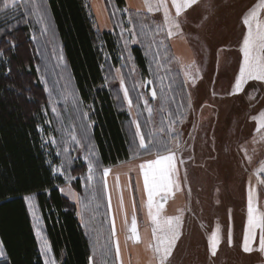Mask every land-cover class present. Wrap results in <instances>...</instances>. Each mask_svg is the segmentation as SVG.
Segmentation results:
<instances>
[{"label": "rangeland", "instance_id": "1", "mask_svg": "<svg viewBox=\"0 0 264 264\" xmlns=\"http://www.w3.org/2000/svg\"><path fill=\"white\" fill-rule=\"evenodd\" d=\"M90 1L99 28L115 32L123 49V64L118 68L109 66L107 76L118 104L130 112L127 131L133 158L109 167L101 164L91 138V124L65 60L47 0H16L15 5L8 7L0 0V36H8L9 43L16 47L14 31L20 26L29 27L35 56L39 59H35L36 69L48 95L57 130L56 145L62 157L60 171L69 180L61 189L62 193L77 205L79 218L88 231L103 232L106 241L116 240L117 236L109 233L114 220L115 232L119 228L125 233L124 241L135 242L126 234L133 216L139 240L151 241L150 228L154 225L148 215L140 165L155 159L156 151L148 154L138 148L139 125L146 141L161 140L168 144L176 155L180 175V190H174L164 209L168 210L169 206L174 217H182L184 232L178 240H181L180 245L173 249L164 264L262 263L264 253L257 250L258 229L250 245L253 251L245 253L236 245L241 241L243 244L247 225L248 171L244 165L235 164L237 155L231 156L230 152L234 149L231 127H238V134L248 129L255 132L257 123L253 117L264 111V83L249 81L243 92L231 94L242 61L240 47L246 32L242 17L258 0H198L179 17L175 16L171 0H167L170 14L180 24V30L173 29L175 34L171 37L167 35L163 11L148 12L145 0L138 5L127 0V11H119L114 0ZM133 45L144 49L150 70L147 77L134 61ZM2 57L3 52H0V59ZM193 62L195 66L189 67ZM192 79H195L194 85ZM176 140H179L178 148ZM79 165L85 166L80 169L83 172L74 174ZM105 169L110 170L106 177ZM260 169L257 166L255 172L258 174ZM262 175L260 178H264V172ZM76 180L81 181L84 195L75 189L73 181ZM31 198L28 204L44 261L59 264L44 235L36 199ZM90 209L101 210V217L90 220L87 214ZM259 209L264 211V203ZM120 214L124 219L127 216V222H119ZM217 226L221 230V243L213 256L209 237ZM229 230L231 246L227 242ZM97 252L92 264H102ZM134 253L125 250L126 264H160V255L154 249L134 250ZM121 257L117 260L107 252L104 264H122Z\"/></svg>", "mask_w": 264, "mask_h": 264}, {"label": "trees", "instance_id": "2", "mask_svg": "<svg viewBox=\"0 0 264 264\" xmlns=\"http://www.w3.org/2000/svg\"><path fill=\"white\" fill-rule=\"evenodd\" d=\"M114 2L119 11L127 6V0ZM47 5L101 164L109 167L130 161V112L118 104L107 76L109 66L123 64L120 40L115 32L99 28L90 0H47ZM13 34L16 47L8 36H0V241L5 252L0 264H46L25 199L31 196L59 264H92L96 250L97 259L104 264L107 252L116 257L114 240L103 239V232L88 231L77 205L61 191L69 180L60 171L57 130L36 69L39 59L28 26L18 27ZM131 53L141 74L149 76L143 47L133 45ZM81 168L85 166L79 165L74 174L83 172ZM73 184L78 193L85 194L80 180ZM100 213L97 209L87 214L95 221ZM109 229L112 234L111 226Z\"/></svg>", "mask_w": 264, "mask_h": 264}, {"label": "snow or ice", "instance_id": "3", "mask_svg": "<svg viewBox=\"0 0 264 264\" xmlns=\"http://www.w3.org/2000/svg\"><path fill=\"white\" fill-rule=\"evenodd\" d=\"M172 6L175 9V16L179 17L184 11L191 6L195 5L198 0H171ZM16 0H3L4 7H8L10 4L15 5ZM145 5L148 12L163 11L164 24L167 27V35L171 37L176 31L180 30V24L176 18L170 14L167 0H145ZM127 11V9H125ZM261 12H264V0H258V3L251 8L248 13L242 17V24L246 28V32L243 36L240 52L242 53V61L239 65L238 75L235 77L233 91L231 94H239L244 91L245 85L249 81H259L264 83V18H261ZM163 30V29H161ZM62 59V57H61ZM195 63L189 67H194ZM185 75H189L186 71ZM148 83H151L149 81ZM193 85L195 79H192ZM153 98L156 97L155 90L152 91ZM125 98H127V90H125ZM251 98V97H250ZM131 104V100H129ZM147 105V101H145ZM151 112V109H149ZM257 123L255 129L256 133H260L264 130V111H261L257 116L253 117ZM171 126V122H170ZM163 131V129H161ZM137 135L139 136L138 148L145 153L151 154L153 150L156 151V158L149 160L140 165L141 173L143 176L144 189L147 193V209L149 218L154 225L152 228V236L154 241V250L160 255V264H164L173 249L176 246L177 241L181 236L182 217H165L162 215L164 210V203L173 194L174 190H180V175L177 169L176 155L170 149L166 142L156 140L153 142L151 139L146 141L145 136L139 131V125H137ZM151 135V134H149ZM264 140V136L260 137ZM75 140V136L72 137ZM255 142V140H254ZM176 147H179V140H176ZM250 159V157H249ZM184 163L183 160L180 161ZM91 164L89 165V171L91 172ZM109 169L104 170V176L109 174ZM260 172H264V165L261 166ZM186 179V174L185 177ZM91 179V176H89ZM157 197L159 199H157ZM29 203L31 197H25ZM259 230V244L258 249L261 253H264V211H261L257 204L254 203L253 190L250 189L248 193L247 203V225L244 233L242 250L245 253L253 251L250 246L255 241V231ZM131 236L135 242H139V235L137 233L136 217H132ZM113 237L116 235L115 226L113 220ZM227 242L229 246L232 245L231 231L228 232ZM221 243V230L217 226L209 237V249L213 256L216 255L218 247ZM116 257L120 258L119 243L115 242ZM3 242L0 241V257L5 255ZM50 251V249H48Z\"/></svg>", "mask_w": 264, "mask_h": 264}, {"label": "crops", "instance_id": "4", "mask_svg": "<svg viewBox=\"0 0 264 264\" xmlns=\"http://www.w3.org/2000/svg\"><path fill=\"white\" fill-rule=\"evenodd\" d=\"M132 1H133V5H138L137 3L141 4L143 2V0H132ZM251 98H253V97H251ZM236 119L237 118H234L235 122H237ZM237 130H238V127L236 129L234 127H231V131H232L231 133H234L233 135H231L233 138V141H234L231 144V145H234L233 146L234 149H232L230 151V152H232L231 156L237 155V158H236L237 160H234L235 164L239 163L242 166L244 165L245 170L248 171V173H247V175H248L247 193H246L247 201H248L249 190L252 189L253 195H254V203L257 204L258 207L259 206L261 207V204L264 203V202H261V199H262L261 197L264 198V178H260V176L255 171H256L257 166H258V168H261V166L264 165V140H262L260 138L261 136H264V130H261L260 133H256V132L252 131L251 129H248L250 132L245 131L244 133L241 132V134L236 133ZM254 140H255V142H254ZM238 155H240V158L238 157ZM177 157H178V153H177ZM249 157H250V159H249ZM167 202H168V200L164 203V208H165V204H167ZM162 215L165 217H174V212L173 211L171 212L170 208L168 206V210L164 209ZM120 218H121V220L119 221L117 219V221L127 222V216L126 215H125L126 219H124L122 214H120ZM150 229H151L150 233L152 236V227ZM120 230L121 229L118 228V230L115 232L117 237H115L116 240L114 239V246H115V242L118 241L120 256H122L121 257L122 264H126L124 262L126 249L132 251L133 253H134V250L136 251V250H153L154 249V241L152 240L153 236L151 237V241L150 240L149 241H140L139 240V242H127V240L124 241V239H123L125 236L124 235L125 233H123ZM180 231H182L181 234H183V232H184L183 226H181ZM126 234L129 237L131 236L130 231L128 233L126 232ZM180 241H177L175 248H177L180 245V243H181ZM240 244H238L236 242L237 247L240 250H242V241ZM115 249H116V247H115ZM134 256H137V252L134 253ZM260 264H264V256H262V263H260Z\"/></svg>", "mask_w": 264, "mask_h": 264}, {"label": "built area", "instance_id": "5", "mask_svg": "<svg viewBox=\"0 0 264 264\" xmlns=\"http://www.w3.org/2000/svg\"><path fill=\"white\" fill-rule=\"evenodd\" d=\"M258 175H259V176H263V175H262V172H259Z\"/></svg>", "mask_w": 264, "mask_h": 264}]
</instances>
